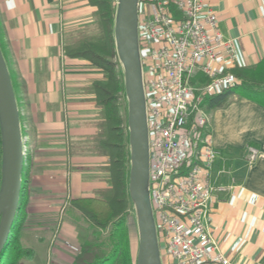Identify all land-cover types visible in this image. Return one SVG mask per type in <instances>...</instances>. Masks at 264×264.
<instances>
[{
    "label": "crops",
    "instance_id": "crops-1",
    "mask_svg": "<svg viewBox=\"0 0 264 264\" xmlns=\"http://www.w3.org/2000/svg\"><path fill=\"white\" fill-rule=\"evenodd\" d=\"M209 2L235 52L229 69L256 66L264 57V0ZM95 10L88 0H0L5 62L30 158L20 239L24 245L26 237L30 245L24 246L34 255L20 264H72L80 252L78 233L68 219H61L59 208L108 187L97 169L105 157L88 147L99 109L94 94L85 91L103 70L62 51L68 34L93 27ZM257 97L235 95L225 105L207 109L211 143L219 151L214 170L225 169L219 181L232 186L214 205L211 221L229 264H264V89ZM248 145L259 152L253 161L248 160ZM128 226L133 249L137 225L129 221Z\"/></svg>",
    "mask_w": 264,
    "mask_h": 264
},
{
    "label": "built area",
    "instance_id": "built-area-1",
    "mask_svg": "<svg viewBox=\"0 0 264 264\" xmlns=\"http://www.w3.org/2000/svg\"><path fill=\"white\" fill-rule=\"evenodd\" d=\"M137 33L161 264H229L211 221L232 186L219 181L225 169L214 170L219 151L202 101L234 84V49L209 0H139ZM247 150L255 160L258 149Z\"/></svg>",
    "mask_w": 264,
    "mask_h": 264
},
{
    "label": "trees",
    "instance_id": "trees-1",
    "mask_svg": "<svg viewBox=\"0 0 264 264\" xmlns=\"http://www.w3.org/2000/svg\"><path fill=\"white\" fill-rule=\"evenodd\" d=\"M96 7L93 27H84L68 34L62 46L68 58L89 61L103 70L100 79L90 81L86 92L94 94L98 118L94 121L97 131L88 138L93 155L105 157L97 168L104 173L108 187L96 189L92 195L69 199L63 212L78 233L79 255L72 264H135L136 252L132 250L128 222L133 203L129 196V145L127 116L121 111L124 95L123 77L117 69L118 57L113 36L116 0H88ZM0 49L5 59L3 39ZM9 71V69H8ZM233 85L205 96L202 106L211 109L225 105L233 96L258 98L264 89V57L254 67H233ZM10 74V71H9ZM16 96V89L11 77ZM22 137L26 131L21 125ZM29 155L25 153L21 173L19 204L10 228L6 246L0 255V264H20L31 259L34 251L21 242V228L28 204ZM1 163V148H0Z\"/></svg>",
    "mask_w": 264,
    "mask_h": 264
},
{
    "label": "water",
    "instance_id": "water-1",
    "mask_svg": "<svg viewBox=\"0 0 264 264\" xmlns=\"http://www.w3.org/2000/svg\"><path fill=\"white\" fill-rule=\"evenodd\" d=\"M139 0H116L113 36L127 100L129 196L136 214L135 264H161L149 197L146 105L138 43ZM0 255L19 204L24 141L10 74L0 49Z\"/></svg>",
    "mask_w": 264,
    "mask_h": 264
},
{
    "label": "rangeland",
    "instance_id": "rangeland-1",
    "mask_svg": "<svg viewBox=\"0 0 264 264\" xmlns=\"http://www.w3.org/2000/svg\"><path fill=\"white\" fill-rule=\"evenodd\" d=\"M117 69H118L119 73H120V74L122 75V77H123V70H122V66H121L120 61H118ZM121 111L123 112V114H125V115L127 116V100H126L125 93H124V95H123V99H122ZM127 131H128V128H127ZM26 153H27V152H26ZM63 218L66 219V216L64 215V212L62 211V212H61V219H63ZM129 221H130V222H132V221L134 222V221H135V224H136V214H135L134 206H133V208H132V211H131V218L129 219ZM55 226H56V225H54L53 227H51V231L54 230ZM31 238H33V237L31 236ZM22 241H23L24 245H30V244H28L29 242H27L26 237H25V238L23 237V238H22ZM43 245H44V243H41L40 246H43ZM136 247H137V246H136ZM136 247L133 245V249H132L133 252H135ZM36 252H39V250H36ZM70 257H72V256H70ZM70 259H71V258H70ZM70 259L68 258L69 261H71ZM75 259H76V257H75ZM75 259H74V260H75Z\"/></svg>",
    "mask_w": 264,
    "mask_h": 264
}]
</instances>
